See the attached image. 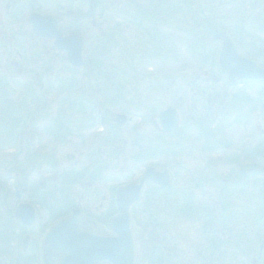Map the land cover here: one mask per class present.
<instances>
[{"label": "rangeland", "instance_id": "obj_1", "mask_svg": "<svg viewBox=\"0 0 264 264\" xmlns=\"http://www.w3.org/2000/svg\"><path fill=\"white\" fill-rule=\"evenodd\" d=\"M60 1L69 3L72 15L69 19L72 21L78 17L76 26L90 38V55L86 62L92 65V70L83 66L74 69L62 58L57 59L53 69L48 70V77L52 78L53 73L54 79L59 81L58 90L53 89L57 98L51 99L49 95L42 108L43 111L57 108L59 112L66 111L72 109L68 106V99L72 97L104 95V87L93 93V84L87 82L100 75L120 87L123 100L119 105L108 106L106 126L110 131L107 133L113 136L117 114L129 110L127 116L131 120L119 126L121 133L115 145L121 152L111 157L109 147L103 149L101 155L109 160L106 171L103 165L104 176L115 178L121 174L122 168L123 182L132 179L125 177L127 169L132 170L134 177L143 174L149 163L145 160L133 163L135 153L140 150L137 144H148V139L143 140V137L149 132V114L151 118L155 111L160 112L170 106L183 111L180 125L188 134L185 136L187 143H216L230 149L226 157H231L232 162L218 155V176L213 177L214 182L205 168L208 162L211 165L208 160L210 153L205 149L203 160L198 161L193 157V149L186 146V151L167 165L178 180L180 187L176 189L183 185L191 190L192 201L186 195L182 199L176 196L168 199L159 193L156 199H152L156 207L152 213L150 209L144 211L149 208L144 201L136 204L138 212L132 213L131 217L138 239L150 240L156 248L154 253L151 249L150 264H264V161L261 158L249 162L251 168L257 170L248 172L245 169L248 160L241 158V150L246 143L252 148L263 142L261 146L264 148V117L260 113L254 115L253 106L257 105L254 99L249 105L239 97V101H234L236 95L254 97L258 94L264 102V82H230L219 57L223 42L216 39L217 35L230 39L240 54L264 63V0H96L95 14L103 25L107 24L106 38L99 45L92 33L97 25L91 24L89 19L81 22L87 14L89 0H70L75 2L73 6H70V1ZM45 2L49 7L50 0ZM118 28L121 29L115 32L114 37L112 34ZM3 71L0 66V78L4 76ZM218 92L226 99L217 108L206 99L211 97L215 100ZM12 93L9 101L0 100L2 117L6 104L11 110L21 103L18 94ZM42 99L45 100V96ZM43 111L44 122L49 123L46 116L50 112L44 114ZM259 116L262 117L259 127L263 130L260 138L255 130ZM213 135L215 138L211 139ZM56 136H51L49 144H58ZM28 138L26 146L29 145ZM16 142L19 144L20 140L17 138ZM17 143L14 148L9 143L5 145L3 135H0V185L4 183L3 177L15 175L18 178L19 174L24 171L26 175L31 168L29 162L19 156V150H15ZM30 153L27 152L28 155ZM245 153L249 160L259 156L254 154L252 156L256 158H253L247 150ZM113 157L121 160L112 161ZM57 159L60 160V156ZM37 165L43 170L47 168L46 163ZM163 166L160 164L159 168L163 169ZM244 172H247L245 179ZM87 180L88 177L78 178L68 185L69 193H83L88 188ZM9 188L4 186L3 191ZM183 199L190 203L195 201L198 209L193 211V215L190 212H166L171 206H182ZM163 255L166 256L164 261Z\"/></svg>", "mask_w": 264, "mask_h": 264}, {"label": "flooded vegetation", "instance_id": "obj_2", "mask_svg": "<svg viewBox=\"0 0 264 264\" xmlns=\"http://www.w3.org/2000/svg\"><path fill=\"white\" fill-rule=\"evenodd\" d=\"M45 1L0 0V66L4 70V76L0 78V100L9 101L12 99V91L21 98V103L14 105L11 110L6 104L4 111L6 114L4 113L3 117L0 116V135H3L5 145L9 143L12 148L17 143V138L20 140L15 150H19V156L21 155L25 162L28 161V166L31 167L26 175L23 171L21 175H18V178L15 175H7L2 178L4 183L0 185V264H45L44 249L47 236L59 221L72 217L75 213H79L90 220L97 233L115 236L111 221L121 213L119 192L132 184H141L142 191L140 199L132 202L129 206L130 217L132 213L138 212L136 204L143 201L149 205V208H145L144 211L150 209V213H152V210L156 208L152 199H156L155 196L159 193L165 194L168 199L175 196L182 199L183 195H186L192 201L194 198L191 190H187L183 185L180 189H176L179 186L178 180L176 176L173 177L174 171L167 166L175 157L183 154L182 151H186V146L193 149V157L198 161L203 160L204 149L206 153H210L208 160H210L211 165L208 162L205 168L212 175V179L218 176L219 156L224 157L225 161L230 159L232 162L231 157H226L229 155L227 154L229 148L219 147L216 143H205V145L197 142L187 143L185 136L188 134L180 125L183 120V111L176 108L179 121L178 127L175 129L171 126V117L166 118L164 127L160 118V113L164 110L155 111L151 118L149 114L147 127L149 132L143 137V140L144 138L148 139V144L147 146L137 144L140 150L135 153L133 161V163L142 160L148 161V167L142 175L134 177L132 170L127 169L125 177H132V179L123 182L121 181L124 172L122 168L121 174L115 178L110 179L106 175L104 176L103 171L109 164V160L101 155L103 149L109 147L108 153L111 157L114 153L121 152L115 143L119 138V133H121L119 126H124L131 120L127 116L130 112L128 110L123 112L124 114H117L114 120L117 127L113 129V136L112 133H107L110 131L106 126L109 121L107 120L109 118L108 106L119 105L123 96L120 94V87L103 79L102 75L94 80L89 79L87 82L93 84L91 86L93 93H97L104 87V95H80L77 99H72V97L68 99V106L72 109L59 112L58 108L56 110L52 108L54 111H43L42 106L49 99V95L51 99L57 98L56 91L53 89L58 90L59 81L54 79L53 73L52 78L48 77V70L49 68L53 69V63L57 59L62 58L69 67L74 69L82 66L91 69L92 66L86 62L90 55V38L76 26L79 23L78 17L72 21L69 19L72 16L70 15L69 3L50 0L48 7ZM74 4V1H70V6ZM87 6H89L88 10L86 9L87 14L83 16L81 22L89 19L91 24L97 25L96 30H92V33L99 45L106 38L107 24L103 25L95 14L96 0H89ZM103 14L106 16L105 10ZM120 29L115 30L112 35L116 37L115 32ZM60 44L67 47V52L59 47ZM99 48L100 46H98V50ZM81 50L83 52L82 63L76 66L69 60L68 53L76 52L80 55ZM222 70L227 74L223 68ZM246 81L262 82L253 79L236 82L243 84ZM230 82L236 83L234 80H230ZM71 83L74 84V81ZM44 96L45 100L42 99ZM238 97L246 100L247 105L251 99H254L257 102V105L253 106L254 115L260 113L264 117V102L260 99V95L256 94L254 97L236 95L234 101H239ZM225 99L218 92L215 100L211 97L206 100L207 103L218 108ZM129 109L132 108L129 107ZM42 111L44 114L50 112L46 116L50 119L49 123L44 122L45 118L41 114ZM205 114L208 115V112L205 111ZM261 116L255 124L256 135L259 138L263 136L264 132L259 127V122H262ZM55 134H57L58 144H49L51 136ZM199 134L201 135V132ZM27 136L29 137L28 146H26ZM59 138H62L61 142ZM214 138L213 135L211 139ZM246 144L241 150V156H243L241 158L248 160L246 162L248 167L245 169L251 172L257 169L251 168L249 162L261 160V158L264 161L262 157L264 148L261 146L263 142H260L258 147L252 148H249L248 143ZM112 148L116 150L114 151ZM59 150L60 155L58 154ZM245 150L249 151L253 158L256 157L252 155H259L258 158L249 160L248 157L246 158ZM28 151L31 152L29 155L27 154ZM45 151L47 152L45 153ZM58 156H60V160L57 159ZM117 158L119 157H113L112 161L121 160V158ZM38 163H46V170L41 169V166L37 165ZM160 164H164L163 169L159 168ZM228 165L232 166V164ZM148 168L164 173V184L155 182L153 179L143 182L142 179ZM189 176L192 177L193 175ZM246 176L247 172H244L243 179ZM83 177H88L86 183L88 188L84 189L83 193L74 191L69 193L68 185ZM12 180L13 182H11ZM224 181L228 180L225 179ZM4 186H9V190L3 191L5 190ZM183 201L182 206H171L166 212L174 214L190 212L191 214L198 209L195 201L192 203L189 200L183 199ZM189 203L191 205L188 207L187 204ZM262 203L264 205L263 199ZM139 207L143 209V205ZM131 222L133 225L132 217ZM136 237H138L137 234ZM137 241L139 253L136 264H150L151 249L153 248L152 252L154 253L156 248L150 244V240L147 242L137 238ZM57 254L58 247L54 249L55 257ZM165 257L163 255V261ZM96 258L95 255L73 257L74 261H83L81 264H100L107 260L106 257L103 259ZM155 259L158 261V257ZM86 261L88 262L86 263Z\"/></svg>", "mask_w": 264, "mask_h": 264}, {"label": "water", "instance_id": "obj_3", "mask_svg": "<svg viewBox=\"0 0 264 264\" xmlns=\"http://www.w3.org/2000/svg\"><path fill=\"white\" fill-rule=\"evenodd\" d=\"M66 50V46H59ZM69 60L74 65L82 62V50L80 55L69 52ZM221 64L228 72L232 80L246 78L264 79V65L249 60L242 56L230 39H226L221 54ZM161 120L166 123V118L171 117L173 129L177 128L178 115L175 109L169 108L161 112ZM165 174L148 169L144 181L153 179L164 184ZM142 185H129L119 192L121 213L111 221V227L115 236H106L96 232L90 220L83 215L75 213L74 216L59 221L49 233L45 243V264H81L83 261H74L78 255H95L96 259L107 258L100 264H135L138 256V244L132 229L129 216V206L140 199ZM58 247L55 257L54 249ZM88 261H86L87 263ZM93 263V262H92Z\"/></svg>", "mask_w": 264, "mask_h": 264}]
</instances>
